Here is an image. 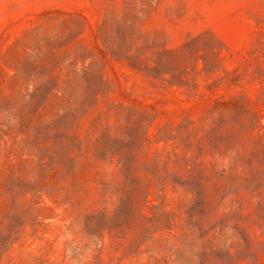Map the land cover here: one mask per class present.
<instances>
[{
    "label": "rangeland",
    "instance_id": "obj_1",
    "mask_svg": "<svg viewBox=\"0 0 264 264\" xmlns=\"http://www.w3.org/2000/svg\"><path fill=\"white\" fill-rule=\"evenodd\" d=\"M0 264H264V0H0Z\"/></svg>",
    "mask_w": 264,
    "mask_h": 264
}]
</instances>
